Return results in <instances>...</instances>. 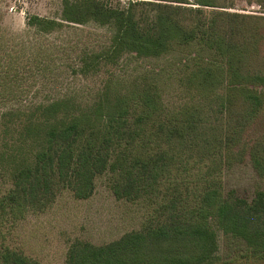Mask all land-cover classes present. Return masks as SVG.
I'll return each mask as SVG.
<instances>
[{"label": "trees", "instance_id": "obj_1", "mask_svg": "<svg viewBox=\"0 0 264 264\" xmlns=\"http://www.w3.org/2000/svg\"><path fill=\"white\" fill-rule=\"evenodd\" d=\"M193 1L63 0V21L112 31L85 72L128 54L187 51L186 86L202 103L169 113L153 86L126 93L107 83L92 102L63 97L24 111L20 144L1 154L13 187L0 199V224L45 209L63 189L88 199L96 177L108 173L117 198L158 201L155 214L106 244L74 240L64 264H216L213 224L245 242L246 256L264 257V189L249 200L225 192L220 178L247 157L264 177V136H245L264 110V0H248L263 14L230 10L233 0ZM29 24L40 32L62 25L39 16ZM0 264L40 263L1 244Z\"/></svg>", "mask_w": 264, "mask_h": 264}, {"label": "rangeland", "instance_id": "obj_2", "mask_svg": "<svg viewBox=\"0 0 264 264\" xmlns=\"http://www.w3.org/2000/svg\"><path fill=\"white\" fill-rule=\"evenodd\" d=\"M128 1L109 3L126 7ZM232 3L230 10L263 14L259 5L248 0ZM62 8L63 0H0V199L13 187L12 171L7 165L1 166V154L20 144L23 118L19 117L36 104L63 97L92 102L107 83L114 91L126 93L147 84L153 86L169 113L202 103L197 92L186 86L187 68L182 62L189 55L187 51L161 58L128 54L115 65L85 72L83 63L89 54L110 43L111 28L94 21L65 22L61 19ZM33 16L56 19L62 25L51 32H40L29 24ZM245 136L248 141L264 136V110ZM220 178L225 192L234 189L249 200L264 189V177L250 157L226 165ZM158 205V201L117 198L111 189L110 174H102L96 177L95 190L88 199H76L71 190L63 189L45 209H30L17 218L8 217L0 224V245L18 250L40 264H64L74 240L97 245L116 240L141 229ZM213 226L219 245L216 264H264V257L246 256L245 242Z\"/></svg>", "mask_w": 264, "mask_h": 264}]
</instances>
